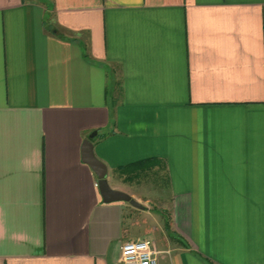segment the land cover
Segmentation results:
<instances>
[{
    "label": "crops",
    "instance_id": "obj_1",
    "mask_svg": "<svg viewBox=\"0 0 264 264\" xmlns=\"http://www.w3.org/2000/svg\"><path fill=\"white\" fill-rule=\"evenodd\" d=\"M90 134L140 206L103 201ZM136 239L264 264V0H0V264Z\"/></svg>",
    "mask_w": 264,
    "mask_h": 264
},
{
    "label": "water",
    "instance_id": "obj_2",
    "mask_svg": "<svg viewBox=\"0 0 264 264\" xmlns=\"http://www.w3.org/2000/svg\"><path fill=\"white\" fill-rule=\"evenodd\" d=\"M94 134L96 132H93ZM92 134L83 141V160L94 170L98 177V188L104 202L128 201L134 206H140L139 203L128 193L112 188L106 177L107 166L99 160L93 152Z\"/></svg>",
    "mask_w": 264,
    "mask_h": 264
},
{
    "label": "built area",
    "instance_id": "obj_3",
    "mask_svg": "<svg viewBox=\"0 0 264 264\" xmlns=\"http://www.w3.org/2000/svg\"><path fill=\"white\" fill-rule=\"evenodd\" d=\"M158 251L150 240L136 239L123 243L120 255V264H157Z\"/></svg>",
    "mask_w": 264,
    "mask_h": 264
}]
</instances>
